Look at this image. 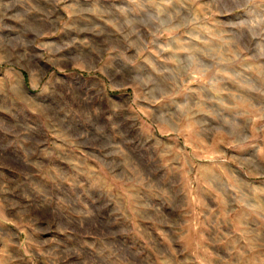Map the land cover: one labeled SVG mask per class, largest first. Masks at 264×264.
I'll list each match as a JSON object with an SVG mask.
<instances>
[{"label":"rangeland","instance_id":"rangeland-1","mask_svg":"<svg viewBox=\"0 0 264 264\" xmlns=\"http://www.w3.org/2000/svg\"><path fill=\"white\" fill-rule=\"evenodd\" d=\"M0 264H264V0H0Z\"/></svg>","mask_w":264,"mask_h":264}]
</instances>
